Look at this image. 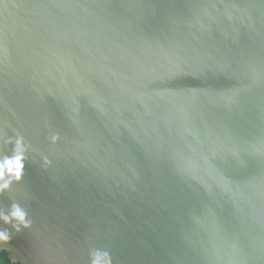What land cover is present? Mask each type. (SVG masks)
<instances>
[{"label": "water", "instance_id": "1", "mask_svg": "<svg viewBox=\"0 0 264 264\" xmlns=\"http://www.w3.org/2000/svg\"><path fill=\"white\" fill-rule=\"evenodd\" d=\"M18 140L13 261L264 264V0H0Z\"/></svg>", "mask_w": 264, "mask_h": 264}, {"label": "clouds", "instance_id": "2", "mask_svg": "<svg viewBox=\"0 0 264 264\" xmlns=\"http://www.w3.org/2000/svg\"><path fill=\"white\" fill-rule=\"evenodd\" d=\"M25 152V147L18 140L12 155L0 157V198L10 193L15 184L22 182L25 173ZM0 221L11 226L17 233L32 227V220L29 218L28 212L18 203H11L8 209L0 208ZM11 238L10 231L0 230V245L8 244ZM0 264H3L2 260H0ZM93 264H104L101 255L95 256Z\"/></svg>", "mask_w": 264, "mask_h": 264}, {"label": "trees", "instance_id": "3", "mask_svg": "<svg viewBox=\"0 0 264 264\" xmlns=\"http://www.w3.org/2000/svg\"><path fill=\"white\" fill-rule=\"evenodd\" d=\"M0 260L3 261V264H22L21 262L13 261L10 258V254L7 251H0Z\"/></svg>", "mask_w": 264, "mask_h": 264}, {"label": "snow or ice", "instance_id": "4", "mask_svg": "<svg viewBox=\"0 0 264 264\" xmlns=\"http://www.w3.org/2000/svg\"><path fill=\"white\" fill-rule=\"evenodd\" d=\"M262 145H264V144H262ZM259 152L261 155H264V150L259 149ZM234 156L239 157V153H235ZM238 162L243 166L244 161H238Z\"/></svg>", "mask_w": 264, "mask_h": 264}]
</instances>
